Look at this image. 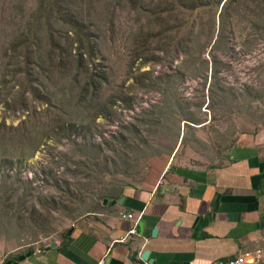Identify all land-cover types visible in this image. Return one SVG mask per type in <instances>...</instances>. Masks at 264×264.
Returning a JSON list of instances; mask_svg holds the SVG:
<instances>
[{
    "label": "rangeland",
    "instance_id": "obj_1",
    "mask_svg": "<svg viewBox=\"0 0 264 264\" xmlns=\"http://www.w3.org/2000/svg\"><path fill=\"white\" fill-rule=\"evenodd\" d=\"M261 126L264 0H0V255Z\"/></svg>",
    "mask_w": 264,
    "mask_h": 264
},
{
    "label": "crops",
    "instance_id": "obj_2",
    "mask_svg": "<svg viewBox=\"0 0 264 264\" xmlns=\"http://www.w3.org/2000/svg\"><path fill=\"white\" fill-rule=\"evenodd\" d=\"M189 125L204 132L212 123ZM233 139L219 153L205 140L198 154L179 158L178 144L150 159L142 180L102 197L62 238L7 252L5 264H211L244 253L264 264V127Z\"/></svg>",
    "mask_w": 264,
    "mask_h": 264
},
{
    "label": "built area",
    "instance_id": "obj_3",
    "mask_svg": "<svg viewBox=\"0 0 264 264\" xmlns=\"http://www.w3.org/2000/svg\"><path fill=\"white\" fill-rule=\"evenodd\" d=\"M122 216H125L127 218H133L132 214H122ZM7 260L6 254L0 255V264H5ZM257 260L252 258V255L250 253H244L236 258L230 259V260H218L214 261L211 264H254Z\"/></svg>",
    "mask_w": 264,
    "mask_h": 264
},
{
    "label": "water",
    "instance_id": "obj_4",
    "mask_svg": "<svg viewBox=\"0 0 264 264\" xmlns=\"http://www.w3.org/2000/svg\"><path fill=\"white\" fill-rule=\"evenodd\" d=\"M106 201V200H105ZM218 206V203H217V205H216V207ZM156 234V231H155V233H154V235ZM148 256H149V253L148 252H145L144 254H143V259L144 260H147L148 259ZM24 257H20V259L19 260H22ZM7 264H11V262H9V263H7Z\"/></svg>",
    "mask_w": 264,
    "mask_h": 264
},
{
    "label": "trees",
    "instance_id": "obj_5",
    "mask_svg": "<svg viewBox=\"0 0 264 264\" xmlns=\"http://www.w3.org/2000/svg\"><path fill=\"white\" fill-rule=\"evenodd\" d=\"M71 23V22H70Z\"/></svg>",
    "mask_w": 264,
    "mask_h": 264
}]
</instances>
